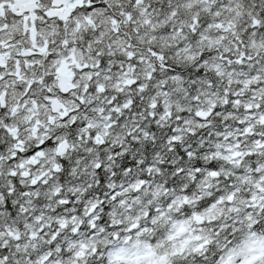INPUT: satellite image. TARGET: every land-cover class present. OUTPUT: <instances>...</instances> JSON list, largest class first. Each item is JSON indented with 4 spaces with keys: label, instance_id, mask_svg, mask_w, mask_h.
Wrapping results in <instances>:
<instances>
[{
    "label": "snow or ice",
    "instance_id": "obj_1",
    "mask_svg": "<svg viewBox=\"0 0 264 264\" xmlns=\"http://www.w3.org/2000/svg\"><path fill=\"white\" fill-rule=\"evenodd\" d=\"M0 264H264V0H0Z\"/></svg>",
    "mask_w": 264,
    "mask_h": 264
}]
</instances>
